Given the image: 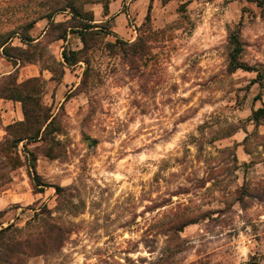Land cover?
<instances>
[{"label": "rangeland", "instance_id": "obj_1", "mask_svg": "<svg viewBox=\"0 0 264 264\" xmlns=\"http://www.w3.org/2000/svg\"><path fill=\"white\" fill-rule=\"evenodd\" d=\"M40 1L0 0V35L15 31L7 43L24 49L29 36L35 59L15 66L0 54V75L42 78L54 116L19 143L21 166L0 189L11 188L2 219L22 237L46 223L65 238L25 264H264V126L249 120L264 103V7L110 0L104 14L98 0L74 2L97 25L83 48L76 33L55 40L60 30L38 15L65 2ZM236 29L259 73L228 70ZM63 47L83 48L74 65H60Z\"/></svg>", "mask_w": 264, "mask_h": 264}, {"label": "trees", "instance_id": "obj_2", "mask_svg": "<svg viewBox=\"0 0 264 264\" xmlns=\"http://www.w3.org/2000/svg\"><path fill=\"white\" fill-rule=\"evenodd\" d=\"M103 3L104 14L108 13L110 0H98ZM169 1V0H164ZM253 1L259 7H264V2L261 0H248ZM40 2H65L57 5H44L43 10L39 13V17L46 18L52 28L60 30L59 34L55 36V40L66 41L69 33H76L81 39L82 43L86 45V36L92 33V29L97 27L94 22V14L92 10H86L84 3L76 5L74 2H92V0H44ZM68 10L71 12L70 18L62 22H54L53 16L55 13ZM149 13L146 15V19H149ZM37 18H33L28 24L32 26L36 22ZM24 27V26H23ZM15 32V31H14ZM9 32L7 35H0V54L5 58L11 60L14 65L22 64L24 62H33L35 59L29 52L30 42L33 39L29 36L21 37L27 46V49L12 46L8 44V39L12 37L14 33ZM229 42V59L228 70L233 72L237 69H243L246 71H256L259 73V69L256 65H250L242 60L244 51V43L240 39V30L236 29L230 32L228 37ZM82 48V49H83ZM67 50L63 47L61 52V60L59 61L62 67L72 66L76 63V54L82 51ZM43 79L38 76H32L25 80L18 81L14 72H10L4 75H0V98L18 101L21 105L23 114V120L8 125L5 130L6 134L12 139L8 141L5 138L0 142V155L12 165L8 173H4V165L0 162V189L7 184L10 178V171L17 166H21L20 158L13 155L15 151H18V145L21 141H36L43 132H46L49 125L52 123L54 116L47 112V109L42 104V97L44 93ZM254 126L264 124V103L254 109L249 118ZM15 150V151H14ZM29 173H32V180L36 178L35 185L42 184L38 180V175L35 174L34 160L30 161L27 165ZM31 171V172H30ZM60 190V187H57ZM40 191V190H38ZM2 212L0 211V264H25V260L28 257L42 255L49 253L55 245L62 246L65 238L61 236V229L58 226L50 228L45 221L42 227H45V233L39 236L28 235L21 236L20 228L9 223L4 226L1 221Z\"/></svg>", "mask_w": 264, "mask_h": 264}, {"label": "crops", "instance_id": "obj_3", "mask_svg": "<svg viewBox=\"0 0 264 264\" xmlns=\"http://www.w3.org/2000/svg\"><path fill=\"white\" fill-rule=\"evenodd\" d=\"M30 77H32V76H30ZM4 100H5V102H4L5 108L2 110V114L0 117L1 118V121H0V141L6 135L5 128L8 125L23 120V114H22L21 106L20 107L18 106L20 103L18 101H13V100H9V99H4ZM7 109H8V111H7ZM11 112H13V116H15V119L6 123V119L8 118V115ZM259 126L260 127L264 126V124H260L257 127H259ZM10 190H11V188H7L5 191H3L0 194V211L2 213H5V208L8 205V204H6V197H7ZM10 202L11 201H9L8 203H10ZM1 221L3 222V225H7L9 223H12L10 221L3 220L2 217H1Z\"/></svg>", "mask_w": 264, "mask_h": 264}, {"label": "water", "instance_id": "obj_4", "mask_svg": "<svg viewBox=\"0 0 264 264\" xmlns=\"http://www.w3.org/2000/svg\"><path fill=\"white\" fill-rule=\"evenodd\" d=\"M87 143L89 146H92L95 144V141H91L90 139L87 140Z\"/></svg>", "mask_w": 264, "mask_h": 264}]
</instances>
